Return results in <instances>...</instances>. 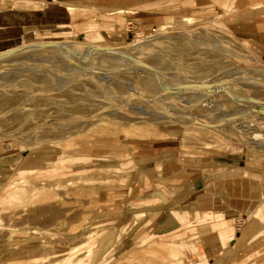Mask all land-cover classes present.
<instances>
[{
  "label": "rangeland",
  "instance_id": "1",
  "mask_svg": "<svg viewBox=\"0 0 264 264\" xmlns=\"http://www.w3.org/2000/svg\"><path fill=\"white\" fill-rule=\"evenodd\" d=\"M218 1L139 0L148 21L116 13L134 12L128 0H89L74 9L81 36L43 23L0 43V264H209L247 234L251 216L210 210H243L257 194L235 166L264 168V59L232 32L239 0ZM168 154L185 164L180 183L164 172L125 201L141 162ZM182 183L201 186L209 210L158 194ZM113 228L123 234L103 250Z\"/></svg>",
  "mask_w": 264,
  "mask_h": 264
},
{
  "label": "crops",
  "instance_id": "2",
  "mask_svg": "<svg viewBox=\"0 0 264 264\" xmlns=\"http://www.w3.org/2000/svg\"><path fill=\"white\" fill-rule=\"evenodd\" d=\"M24 1V0H19ZM89 0H63L66 4H70L72 6H84L82 2H86ZM141 1V0H140ZM182 3H188L189 5L193 3V5L198 4L201 0H179ZM211 4L214 5L216 9L218 8V0H208ZM33 5L40 3V0H33ZM263 0H239L240 7L238 6V10H234L230 13H227L226 17L230 19L231 24L233 26V34L243 35V40L247 41L248 44L253 45L255 49L261 51L260 55L264 59V14L261 13V6L263 5ZM129 5L125 7H129L133 9L134 12H125L131 15H136L137 13L144 12L146 16L142 17V19L146 20H153L155 19V15L149 11L138 10L139 0H128ZM225 3L228 5V0H225ZM41 4V3H40ZM49 5L50 13L46 12V6H43V9L38 8H11L6 6L2 8L4 11H13L14 13H26V15H32L28 19V23L23 21L14 20L8 23H4L0 25V43H4L8 41L7 39H12V41H16L19 39V31H22L26 26H39L43 23H50V24H62L65 26H73L76 30V35H83L85 31L77 30V27L85 28L86 23L85 21H78L80 16L75 15L76 11L74 10L73 13L69 12L66 9L65 4L57 3L55 0L46 1V5ZM262 4V5H260ZM142 5V4H141ZM53 6L60 7L62 9L61 13L54 12L52 10ZM76 8V7H75ZM80 9V8H76ZM94 9H98V6L94 7ZM222 9V8H221ZM44 10V11H43ZM56 13V15H55ZM47 14V15H46ZM58 14V15H57ZM34 16V17H33ZM13 17V15H12ZM81 28V29H82ZM0 48H2L0 46ZM179 156V154H178ZM165 159H160V162L148 161L141 162L140 170L138 172V176L135 178L134 183L130 186V191L125 196V201H127V197L132 194V190L138 187L140 184L146 181L155 180L159 174L164 173L163 179L168 180L174 183H180L181 176H183V169L185 168V164L179 161L176 157H173L171 154H168ZM169 158V159H167ZM144 161V160H143ZM238 162L236 164V171L239 169L244 173V178L246 181L252 183L255 187L257 186V194H254L252 198H248L247 207L244 206L243 210L234 209V207L228 208H211V213L213 214H241L248 219V216L252 217V225L251 228L248 229L247 234L243 236H239L234 240V247L231 248V251H227L224 253H212L209 256V264H219V260L221 258L224 259V264H264V202L261 201L260 194L264 192V168L251 166L245 163V161ZM162 163L160 166L159 164ZM238 170V171H239ZM236 171L234 173L236 174ZM233 172V170L231 171ZM141 173V174H140ZM143 175V177H141ZM241 176V175H240ZM242 177V176H241ZM243 178V177H242ZM180 179V180H179ZM217 183V180H215ZM215 182L211 183V185L207 186V190H211V193H214L213 186ZM144 185V184H143ZM181 186V187H180ZM201 186H193V188H189L187 190L186 184H176L174 188H171L172 195L167 194L165 191H159L158 194L162 195L163 197L167 196L165 199L167 203L177 205L180 207V204H184L188 202L190 196L193 195L194 197V208L192 206H187L191 213H195L198 211L199 213H203L209 209L206 208H198V204L202 202V198L204 196V192L201 191ZM199 189V190H198ZM135 190V189H134ZM180 193V194H179ZM199 199V200H198ZM130 200L132 198L130 197ZM129 200V202H130ZM189 203V202H188ZM191 205V204H190ZM181 208V207H180ZM215 212V213H214ZM250 212V213H249ZM253 217H257L256 219ZM246 223V222H245ZM244 225V224H243ZM218 235H213L212 239L215 238L216 242L220 240L217 238ZM217 238V239H216ZM242 239V240H241ZM233 240H229V243H232ZM225 242V241H224ZM223 263V262H221Z\"/></svg>",
  "mask_w": 264,
  "mask_h": 264
},
{
  "label": "bare ground",
  "instance_id": "3",
  "mask_svg": "<svg viewBox=\"0 0 264 264\" xmlns=\"http://www.w3.org/2000/svg\"><path fill=\"white\" fill-rule=\"evenodd\" d=\"M57 3H63V4H65V6H66V9L69 11V12H71V13H73L74 12V9H75V7L76 8H80V9H85V7L84 6H72V5H70V4H66L65 2H63V0H55ZM0 3H1V5L3 4L4 5V3H7V0H0ZM8 7H10V9L11 8H18V9H23V8H25V6H27V7H29V8H33V3L34 2H31V1H16V0H10V1H8ZM10 5V6H9ZM41 5H43V6H46V10H49L50 9V7H49V5L47 4L46 5V3H43V4H41ZM40 5V6H41ZM1 10L2 11H4L2 8H0V12H1ZM52 10H54V12H58V14L59 13H61V11H62V9H60V7H57V6H53L52 7ZM94 10V9H93ZM44 11V10H43ZM6 12V17H0V25H2V24H4V23H8V22H11V21H14V20H19V22L20 21H23V22H25V23H28V19H30L29 17H31L32 15H26V13H14L13 11H5ZM53 12V11H52ZM123 12H129V11H124V10H118V11H116V13H123ZM57 14V15H58ZM12 15H13V17H12ZM55 15H56V13H55ZM60 15V14H59ZM34 17V16H33ZM184 20H189V18L188 17H185L184 18ZM4 22V23H3ZM2 23V24H1ZM45 25L46 26H51V24L50 23H45ZM28 27L29 26H26V27H24V32H26L27 30H28ZM67 44H65V43H63V47L65 46L66 47V45L68 46V44H69V42H67V41H65ZM35 43H32V45H34ZM31 44H29V46H30ZM36 45V44H35ZM52 46H54V45H52ZM28 47V46H27ZM55 47V46H54ZM19 50V49H18ZM12 65L13 64V62L11 63V62H8V63H6V64H4L5 66L7 65V67L6 68H8V66L9 65ZM1 66H3V65H1ZM13 66V65H12ZM4 67V66H3ZM5 68V69H6ZM3 69V68H2ZM0 70H1V67H0ZM11 71V70H10ZM3 72V71H2ZM1 73V72H0ZM8 75H6V77H7ZM11 77V76H10ZM8 78V77H7ZM236 81V80H235ZM123 84V83H122ZM150 84V83H149ZM246 85H248V84H246ZM264 85V84H263ZM263 85H260V86H263ZM122 86V85H121ZM259 87V86H258ZM234 88H236V87H234ZM92 89V88H91ZM237 89V88H236ZM95 90V89H94ZM238 92H239V90H238ZM92 93V92H91ZM235 93H237V92H235ZM239 99V98H238ZM147 101L146 102H148L149 100L148 99H146ZM238 101V100H237ZM250 100H247V102H249ZM252 101V100H251ZM250 101V102H251ZM75 102V101H74ZM142 102V101H141ZM144 102V101H143ZM145 102V103H146ZM150 102V101H149ZM148 102V103H149ZM253 102V101H252ZM254 102H256V101H254ZM1 103V102H0ZM3 103V102H2ZM154 103V102H153ZM152 103V104H153ZM236 103V102H235ZM242 103V102H241ZM245 103V102H244ZM258 103V102H257ZM264 103V102H263ZM158 104V103H157ZM160 104V103H159ZM238 104V103H237ZM243 104V103H242ZM249 105H250V103H248ZM247 104V107H249V105ZM253 104V103H252ZM250 105V106H252V108H254V109H251V110H249V108L247 109V110H249V111H255V108H256V103L254 104V106L253 105ZM258 104H260V103H258ZM155 105V104H154ZM262 105V104H261ZM215 106V105H214ZM239 106V105H238ZM264 106V105H263ZM84 107V106H83ZM90 107V105H88V108ZM240 107V106H239ZM244 109L246 108V105H245V107L244 106H242ZM93 108V107H92ZM238 108V107H237ZM242 108V109H243ZM83 109V108H82ZM116 109V108H115ZM241 110V108H239V110H241V111H244V112H247V111H245V110ZM87 110V109H86ZM113 110H114V108H113ZM150 110V109H149ZM164 110V109H163ZM33 112H35L34 110H32ZM239 112V111H238ZM263 111L262 110H260L259 111V108H257L256 109V111L254 112L255 113V115L256 114H258V117H257V115H256V117H255V119H257V120H259L260 119V117H261V119L263 118V116H261L260 114H262L263 115V113H262ZM117 113V112H116ZM28 114V113H27ZM156 116H158V115H156ZM159 117V116H158ZM157 117V118H158ZM139 119V118H138ZM150 119V118H149ZM152 119H150L149 121H151ZM155 120H153V122H154ZM262 121V120H261ZM255 122V121H254ZM253 122V123H254ZM105 123V122H104ZM257 123V122H256ZM93 125V124H92ZM94 127V126H93ZM254 127V126H253ZM90 128V127H89ZM3 140V139H2ZM6 141V140H5ZM4 141V142H5ZM6 147V146H5ZM7 148V147H6ZM171 192V191H170ZM15 193H10V196H13ZM72 195V194H71ZM51 196V195H50ZM78 196V195H77ZM48 197V196H47ZM80 197V196H79ZM50 199V198H49ZM250 213V212H249ZM126 218H128V217H126ZM142 218V215L141 214H135L134 216H133V220L134 221H138V220H140ZM253 218H255V217H253ZM257 218V217H256ZM255 218V219H256ZM128 220V219H127ZM126 221V220H125ZM127 222V221H126ZM175 223V222H174ZM163 225V224H162ZM129 226V225H128ZM129 229V228H128ZM127 229V230H128ZM124 230H126L125 229V227H124V229L122 230L123 232H125ZM121 231V230H120ZM118 229H116V228H113V230H112V232L107 236V238H106V242L104 241V240H102V241H104L105 243H104V245H103V250L105 249V248H107V247H109V246H111L112 244H115V243H117L118 241H119V239H120V236L123 234V232H122V234L120 235L119 234V232H120ZM127 232V231H126ZM94 233V232H93ZM92 233V234H93ZM92 234H89V235H92ZM87 235V234H86ZM221 236V235H220ZM84 238V237H83ZM19 239V238H18ZM70 240V239H69ZM224 241H225V238H222V236H221V240L219 241V242H217V243H221V244H224ZM1 243V242H0ZM32 243V242H31ZM34 243V242H33ZM56 243V242H55ZM26 244V243H25ZM71 244V243H70ZM2 245V244H1ZM5 245V244H4ZM6 245H8V244H6ZM15 245V244H14ZM57 245V244H56ZM66 246H68V245H66ZM13 247V246H12ZM15 247V246H14ZM49 247V246H48ZM118 248V247H117ZM11 250V249H10ZM86 250V249H85ZM88 251V250H87ZM24 252V251H23ZM55 252V251H54ZM83 252V251H82ZM82 252H78V253H82ZM10 253H14V252H10ZM25 253V252H24ZM23 254V253H22ZM27 254V253H26ZM10 255V254H9ZM9 255H8V257H9ZM21 255V254H20ZM24 255V254H23ZM23 255H22V257H23ZM81 256H82V254H80ZM13 256V255H12ZM26 256V255H25ZM21 257V258H22ZM6 258H7V256H6ZM12 258V257H11ZM14 258V257H13ZM76 258V257H75ZM47 259V258H46ZM48 260V259H47ZM46 260V261H47ZM95 259H93V261H94ZM54 262H55V260H54ZM40 263H42V262H40ZM56 264V263H55ZM64 264H84V262H79V263H73V262H67V263H64Z\"/></svg>",
  "mask_w": 264,
  "mask_h": 264
},
{
  "label": "built area",
  "instance_id": "4",
  "mask_svg": "<svg viewBox=\"0 0 264 264\" xmlns=\"http://www.w3.org/2000/svg\"><path fill=\"white\" fill-rule=\"evenodd\" d=\"M240 223H238V226L241 227L244 223L243 221H239Z\"/></svg>",
  "mask_w": 264,
  "mask_h": 264
}]
</instances>
